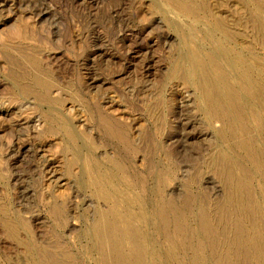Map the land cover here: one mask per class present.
<instances>
[{
    "label": "rangeland",
    "instance_id": "1",
    "mask_svg": "<svg viewBox=\"0 0 264 264\" xmlns=\"http://www.w3.org/2000/svg\"><path fill=\"white\" fill-rule=\"evenodd\" d=\"M193 7L0 0V264H113L98 227L116 207L118 229L138 232L144 264L258 263L227 241L239 236L249 249L257 225L264 243V99L241 91L260 151L252 157L225 118L208 114L191 60L213 57L239 82L238 53L264 90V0ZM102 117L137 150L110 136ZM226 160L237 177L247 173L256 212L238 202V216L224 210L237 190ZM169 205L187 209L184 241L163 224ZM203 215L218 244L201 248Z\"/></svg>",
    "mask_w": 264,
    "mask_h": 264
},
{
    "label": "bare ground",
    "instance_id": "2",
    "mask_svg": "<svg viewBox=\"0 0 264 264\" xmlns=\"http://www.w3.org/2000/svg\"><path fill=\"white\" fill-rule=\"evenodd\" d=\"M195 1L196 0H173V3L180 9H185L188 10L189 12H192L194 10L193 4L195 3ZM232 56H233L231 57L232 62L239 71V76H240L239 82L237 81L235 82L232 76H230L231 74L227 72V70L223 67V65L217 62V60L213 57H210L207 60H203L202 58L196 59L194 58V56L193 57L191 56L193 59L191 60V63L193 62L192 67H194L193 72L196 73V76L198 78H203L206 81L205 82L204 80L201 79V82H205L202 83V85H204L202 88H203V94H204L203 97L205 103L204 107H206L205 109H207L208 114L216 118H225L227 120V121L225 120L227 122V124L225 123L226 132L229 134V137L240 135L239 142L237 141L238 146L243 148L246 152H248L250 156L258 157V152L260 151L257 150L258 151L257 152L256 150H254L253 143L249 137V131L251 127L248 126V120H247L248 108L246 109L245 106L248 103L246 104L244 103V100H242L244 97L242 96L243 98H241V95L243 93V92L241 93V91L242 89L247 90L248 92L251 93V97L260 96L262 99H264V90L261 89V83H259L257 77H255L254 75L255 72L253 68L244 63V59H243L244 57L234 52ZM38 82H40V80ZM102 122L105 131L110 136L114 137L116 140L123 143L130 150L132 151L137 150V146L133 143L126 129L122 125L111 121L107 117H102ZM239 161L242 162L241 160ZM232 162L233 160L232 161L226 160L224 164V169L222 171H224L223 173L226 174L233 182H236L237 190L235 189V191L231 193L228 208L224 210H228L229 213L231 214L233 213L234 216H238V214L241 213V209H239L237 206L234 205V203L238 202L240 206L243 205L247 206L248 208L247 210H250L251 212H256L258 208L254 206V204L251 202L252 193L251 190L248 188L249 180L247 177V173L242 171V175L240 177H237ZM118 165H119L118 168L121 172L126 170V164L122 163V161ZM140 181L144 182L143 179H140ZM115 210L114 212L111 211L110 213L102 214L101 222L98 227L99 236L104 248L110 250L111 252L110 257H112L113 264H144L145 254H144V249L142 248V244L138 241L139 240L138 232L134 231L135 229L130 230V228L126 232L119 225L121 227V228L119 227L120 230H123L124 232L120 231L117 226V224L120 223L119 217H118L119 223H116L117 222L116 219L120 211L118 210L119 211V212L117 211L118 215H116ZM186 210L187 209L185 207L182 208V207L169 205L163 207L161 211V219L163 221L164 226L166 228L173 227L174 233L180 235L182 241H184L185 237L188 236L186 227L183 225L181 221V218L185 215ZM201 223L203 230L205 232V233L203 232V237L204 235H206L207 239L204 237L203 238L204 241L202 240L198 242L200 247L202 248L203 246L206 245V243H211L212 245L218 244L216 238L211 234V227L212 225H214L211 222V220L207 216L203 215L201 218ZM238 224L239 223H236L235 225L237 229H239V233L243 235L244 230L242 231ZM128 227L129 225L127 226V229ZM250 236L252 239V245L250 246L251 249L243 248L244 245L241 244L239 240L240 238L239 236L232 238V240L231 239L228 240L227 246L229 248H234L236 250L238 249L242 252L251 251L256 256V259H258L256 260V262L258 261L257 264H264V258L261 255L264 252V243L262 242L261 231L259 230L257 225H255L254 230L250 232ZM126 238H128V240L131 241L132 243V247L130 251H127L126 246L124 244V239ZM199 261L201 260L197 259L196 262ZM47 263L53 264L51 260L47 261ZM220 263L227 264V259L225 257H221Z\"/></svg>",
    "mask_w": 264,
    "mask_h": 264
}]
</instances>
